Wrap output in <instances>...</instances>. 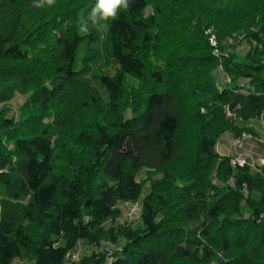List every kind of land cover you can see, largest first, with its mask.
<instances>
[{
    "label": "trees",
    "instance_id": "trees-1",
    "mask_svg": "<svg viewBox=\"0 0 264 264\" xmlns=\"http://www.w3.org/2000/svg\"><path fill=\"white\" fill-rule=\"evenodd\" d=\"M232 1L128 0L102 22L114 75L86 80L102 44L81 16L96 0H0V264H64L78 243L74 264H264V165L216 152L264 126V0ZM227 48L218 86L212 52ZM138 203L137 227L117 222Z\"/></svg>",
    "mask_w": 264,
    "mask_h": 264
},
{
    "label": "rangeland",
    "instance_id": "rangeland-1",
    "mask_svg": "<svg viewBox=\"0 0 264 264\" xmlns=\"http://www.w3.org/2000/svg\"><path fill=\"white\" fill-rule=\"evenodd\" d=\"M228 1H231V0H228ZM56 3L57 2L55 0L54 4H56ZM260 3H261V0H233L231 2V7H232V9L239 10L242 5L245 6L247 4H250L251 6L255 5V7H256V6H259ZM167 6L169 7L168 4H167ZM222 8L225 9L226 7L224 6ZM165 11H170V10L165 9ZM91 12H92V9L85 12L84 15L81 16V21L83 23H86V25H89V26L91 24V26L93 27L92 29H95L98 32V35H99L98 40L102 44V43H104V30H105V28L102 24L103 21L97 20V22L94 24L92 17H91ZM151 13H152V6H149L148 9L146 10V14L150 15ZM65 21L66 20L59 19L60 27L63 31H65V29L67 28V24H65ZM164 21L166 22L167 25H164L162 27L166 28L170 25V19L165 18ZM172 22H174V20H171V23ZM51 34L55 37V36H58L59 33L55 32V30H53L51 32ZM206 34H211V32L207 31ZM213 38L214 37L212 36L209 39V43L211 46H214V44H215V42L212 41ZM238 38H239V40H241L242 36H239ZM51 41H53V39L50 37V42ZM183 41H184V39H182V40L179 39V43H181ZM175 45L180 46L179 44H174L172 46H167V49H172L171 47H175ZM96 47L98 49H100L101 52H99L97 56L92 57L91 61L89 62L88 66L90 67V71L88 72V75L86 76L87 77L86 80H90V79H92V77L99 75V74H105V75L112 76L115 73V67L112 64L111 60L109 59L103 44H102V49H101L96 45V43H94L92 48H91V50L94 53H95ZM242 48L244 49L247 47L244 45V46L240 47L241 50H242ZM181 49H182V47H181ZM232 51L233 50L227 48L224 51L221 50V51L216 52L214 50V52H212V56L217 60V63H219L218 69L214 72V78L216 79V83L218 84V86H222L223 83H229V81H230L228 76L226 74H224V72L221 69V63H222L221 61H222V58L227 57L228 53H230ZM40 54H41L42 59H44V63H45V69L44 70H46V69L49 70V66L51 65V60L49 58H47L48 51L44 50V51L40 52ZM80 57H81V55H80ZM151 59L153 61H156V62L159 61L158 59H155V58H151ZM92 84L100 90L99 85L97 83L92 81ZM129 85L134 86V85H138V84H137V82L133 81L132 79L127 78L126 79V86L128 87ZM27 99H28V95H26V96H23L21 94L14 95L9 100V102H7V104H6V106L9 108L10 116H13L14 118H16V120H18L20 118L21 108L27 102ZM33 111H34V113L36 112L35 110H33ZM203 112L204 111L202 110V113ZM50 114H53V113H50ZM41 115L43 116V114H41ZM53 116H54V114H53ZM42 121L44 124L50 125L53 121V118H49L48 116H44L42 118ZM252 128H253V131H255L256 134H258L260 139L262 141H264V128L260 125H257V124H253ZM229 136H230L229 134H225L218 141L217 147H216V152H218V145H221L223 143V141H226L227 148H229V147L231 148ZM253 151H254V149H253ZM255 151H257V148H255ZM258 151H260V150H258ZM138 178L144 179L145 176H143V174L142 175L140 174V175H138ZM147 185L148 184H146V187H145L144 192H143L144 195L147 193V190H148ZM120 208H121L122 215H121V218L117 222L120 224H127V225H131L132 227H137L139 225V216H140V209H141L139 203L138 204L121 205ZM93 248L94 247H84V253L88 254ZM109 248L111 250L115 249L114 246H110ZM116 249H118V248L116 247Z\"/></svg>",
    "mask_w": 264,
    "mask_h": 264
},
{
    "label": "built area",
    "instance_id": "built-area-1",
    "mask_svg": "<svg viewBox=\"0 0 264 264\" xmlns=\"http://www.w3.org/2000/svg\"><path fill=\"white\" fill-rule=\"evenodd\" d=\"M213 41V39H212ZM231 43V41H229ZM216 44H214L215 47ZM218 52L217 50H215ZM225 116L229 119L234 118L233 112L226 108ZM264 128V126H263ZM231 154L226 155L230 157V164L233 168L248 167L253 173L260 172V168L264 165L263 155L253 151L254 147L258 148L259 144H263L264 141L258 139L250 134L243 133L240 136L230 135ZM229 183L232 184V178L229 179ZM83 255V245L78 243L74 251L68 255L64 264H74L79 262Z\"/></svg>",
    "mask_w": 264,
    "mask_h": 264
},
{
    "label": "clouds",
    "instance_id": "clouds-1",
    "mask_svg": "<svg viewBox=\"0 0 264 264\" xmlns=\"http://www.w3.org/2000/svg\"><path fill=\"white\" fill-rule=\"evenodd\" d=\"M55 0H36V7L44 4L52 5ZM128 8V0H96V5L92 9L91 17L95 24L97 20L108 21L114 20L122 9ZM86 27V26H82Z\"/></svg>",
    "mask_w": 264,
    "mask_h": 264
},
{
    "label": "crops",
    "instance_id": "crops-1",
    "mask_svg": "<svg viewBox=\"0 0 264 264\" xmlns=\"http://www.w3.org/2000/svg\"><path fill=\"white\" fill-rule=\"evenodd\" d=\"M255 148L254 147V152L256 153H261V150L259 148H257V151H255ZM260 150V151H258ZM219 155H222V156H226V155H229L231 154V148H227V145H226V141H223V143L221 145H218V152H217Z\"/></svg>",
    "mask_w": 264,
    "mask_h": 264
}]
</instances>
